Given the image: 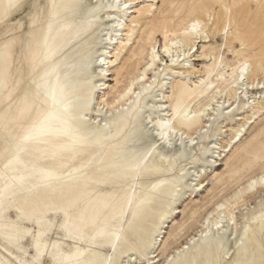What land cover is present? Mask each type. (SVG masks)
Masks as SVG:
<instances>
[{
	"label": "bare ground",
	"instance_id": "1",
	"mask_svg": "<svg viewBox=\"0 0 264 264\" xmlns=\"http://www.w3.org/2000/svg\"><path fill=\"white\" fill-rule=\"evenodd\" d=\"M174 2L175 0H162L161 6L156 7L155 1L143 6L144 8H138L135 4H139L140 0H60L61 5L56 8V23L42 39L43 46H46L45 50L51 49L53 53L49 61V65L55 69L51 83L56 87L59 77L60 86L65 87L76 103L78 96L90 97L87 108L80 115L87 128L96 133L94 142L98 144L68 151L62 148L64 138L52 135L48 138L49 143L43 145L41 150L30 148L25 151L26 155L33 154L32 150L43 152L44 148H49L51 151L45 152L55 156H58L56 152L66 151L69 158L74 157L72 160H76L73 164H79L83 168L98 154L99 148L103 147L105 151H102L101 165L121 167L125 170L127 160L134 150L138 157H142L137 161L135 177L138 172L154 170L153 174L158 175L157 184H165L168 188L178 176L177 167L184 163L179 167L183 177L179 192L174 198L175 203L179 201L178 197L184 190L193 188V195L194 192H199L209 185L207 180H204L209 169L220 165L219 161H223V155L241 141L246 128L255 123L262 114L264 87L261 85H264V68H262L264 53L258 54L260 63L257 67L245 57L232 67L227 63L222 65V60L218 56H212L211 68L206 74L196 63L187 61L185 66L181 65V62L186 60L192 50L193 54L198 52L199 43L205 44L213 40L217 50L230 47L234 41H243L245 45V33L238 29L234 13L241 16L242 25L253 26L260 18L250 17L244 8H233L228 15L229 13L221 7L222 4L244 3L246 0H196L195 4L189 6V12L180 22L183 27L179 39L176 32L169 28V23L174 20L172 11ZM117 3L120 5L119 8L116 7ZM124 4L128 7H123ZM108 5L112 6L108 7ZM207 7H219L217 23L212 29L208 27L207 18L211 13L208 12ZM182 9L181 5L175 11L181 12L184 10ZM225 17L228 21L227 35L225 28L218 27ZM193 24L199 25L198 31L192 30ZM157 34L164 40L162 46L164 56L158 48ZM89 45H95L93 55L96 59L90 73L80 74L77 67L80 53ZM124 52L128 56H123L124 60L119 66L118 61L122 59ZM231 52L234 55H241L242 51L231 50ZM199 57L207 56L202 53L195 56L194 61H198ZM165 58L171 61L170 68H166L170 71L166 74L171 76L164 84L161 82L155 84L157 75H161V65H167ZM245 64L248 66L247 70H242ZM164 70L165 68L162 71ZM230 72L232 79L223 87V82L219 83V80L228 76ZM241 75L244 77L243 80L240 79ZM109 80L114 84H109ZM167 84L170 85V91L164 92L162 88ZM224 118H231L235 126L229 124L223 126ZM149 120L150 124L147 122ZM134 131L136 135H133ZM210 136L217 138L206 143ZM53 141L59 144L52 145ZM14 143L13 138L7 139L6 144ZM135 144L146 146L144 152H138L134 148ZM152 145L156 147L153 149ZM188 161L189 163L185 164ZM189 164L192 165L188 166ZM193 168L195 170H191ZM253 180L257 179L250 180L249 189ZM20 182V178L9 176L7 184ZM142 184L143 182H140L138 185ZM223 184L220 182L219 186ZM258 185L251 191L256 190L259 193L261 189ZM132 188L134 190L137 187L133 185ZM234 202L235 204L229 205L218 203L217 212L209 214L204 219L201 230L199 229L190 238L187 245L194 244L193 241L200 238H206L204 233H219L224 239L226 228L235 221L234 218H230L233 206L238 204L237 199ZM202 208L206 207L200 206L195 210L196 213L201 214ZM20 214L25 215L24 212ZM45 218L46 215L35 218L33 223L37 224L38 230L34 231L33 227L20 228L13 222L0 221V237L5 244L0 245V253L10 259L5 247L7 246V251L10 252L13 247L6 240V235L19 232V229L24 233L22 237L27 238L28 243H34L35 236L42 245L48 246L49 251L52 244L62 246L68 255L79 250V259L82 261L103 259L107 264L109 258L113 260L114 253L118 251L119 242L112 243L110 251L100 249V252H97L91 245H82L77 239H66L68 233L62 227L64 217L57 224H53L56 218H49L46 221ZM143 220L145 221V217L141 223ZM164 223V219H160V224L154 229L155 233L152 237L155 238L154 245L157 244V238L160 239L161 234H166L163 231ZM217 224L220 225L219 228ZM51 226L64 231L60 243L55 237L47 238ZM121 229L117 238L119 241L123 236ZM164 238L162 236L158 242L163 243ZM187 245L177 248L175 253H179L182 248H188ZM18 250L17 248L11 252L12 257ZM34 252L35 248H32V253ZM158 256L157 251L151 253L147 264H160ZM16 258L19 259L17 256ZM168 262L167 260L162 264ZM129 263L130 260L126 262Z\"/></svg>",
	"mask_w": 264,
	"mask_h": 264
},
{
	"label": "rangeland",
	"instance_id": "2",
	"mask_svg": "<svg viewBox=\"0 0 264 264\" xmlns=\"http://www.w3.org/2000/svg\"><path fill=\"white\" fill-rule=\"evenodd\" d=\"M155 1L157 2L156 7H160L162 0H140V3L135 5L142 8ZM39 2L41 9L39 20L35 26L29 27L28 25L31 24L29 21L28 25L15 33L16 42L12 47L8 87L0 89V117L14 118L18 109L23 106L25 91L29 86V42L31 41L33 44L38 42L44 48L42 39L56 23V8L61 5L60 0H39ZM195 3L196 0H175L173 4L174 20L169 23V28L176 32L179 39L183 27L180 22L189 12V6ZM181 5L184 10L176 12L175 9ZM207 8L208 12L211 13V16L207 18L209 19L208 27L212 29L217 23L219 7ZM154 11L157 14V11ZM233 16H235L238 29L245 33V45H241L240 41H234L230 47L226 46L217 50L213 40L205 44L199 43L198 52L193 54L192 50L186 60L181 62V65L187 66V61H191L192 64H198L203 73L206 74L210 71L212 56H218L222 60V65L227 63L233 67L241 61L242 57H245L254 67H257L260 63L258 54L264 53V21L259 19L253 26H248L242 25L241 16L238 13H234ZM227 22L226 17L223 18L218 24L219 29L226 28ZM231 25L233 26V24ZM231 31L232 29L229 34ZM156 38L162 55L163 37L157 34ZM71 49L73 48L71 47ZM231 50H241L242 52L241 55H234ZM202 53L207 57H199L198 61L195 62V56ZM123 56L127 57L128 55L126 52L123 53L122 59L120 58L121 60L118 61L120 62L119 66L124 60ZM164 61L167 62V65H161V75H157L155 84L160 82L164 84L168 81L167 78L171 76L166 74L170 73L169 69L166 70V68H170L171 61L169 58H165ZM164 68L165 70L162 71ZM232 72L219 80V83L223 82V87L231 81ZM108 83L114 84L110 80ZM169 87L170 85L167 84L162 89L164 92H169ZM34 117L35 113L32 114V118ZM224 119L223 126L225 124L235 126L231 118ZM30 122L31 119L29 118H25L23 121V123ZM10 126L15 129L14 134H19V122L13 120ZM8 138L12 137L5 138L4 130L0 127V187L11 185L13 188V192L3 202H0V221L13 222L16 227L20 228L33 227V231L38 230L37 224L33 223L36 217L46 215L45 221L49 218H56L53 224H57L64 217V209L68 207L69 202H72L77 212L74 220L78 224H82V236L77 241H81L82 245H91L97 252H100V249L110 251L112 243L119 242L118 251L113 255V260L118 264H126L128 260H130L129 264H147L149 255L154 251H157L159 255L160 264L167 260L169 262L166 264H191V262L204 259L202 241L206 238H200L195 241V244L188 246L187 243L190 238L199 229L201 230L202 223L209 214L217 212L218 203L235 204L234 201L237 199L238 204L233 206V213L230 216L235 221H232L233 225L226 228L225 246L230 250L235 242L232 238L237 234L242 235L245 227L249 229L254 246L257 248L259 246L260 226L253 222L252 217L259 215L260 192L251 191L249 182L252 178L258 179L260 174L264 172V163L257 159L264 152V114H261L255 123L246 128L241 141L230 152L223 155L224 159L219 161L220 165L209 169L207 176L204 177L209 185L199 192H194L193 195V188L184 190L183 192H188L185 194L182 192L178 197L179 201L173 202L171 209L162 218L159 215L163 211L161 200L159 196H152L153 185H157L156 181L158 180V175L153 174L154 170L138 172L135 179L131 178V174L128 179H121L120 177L125 171L123 168L101 165L100 158L103 155L102 151H105L103 147L99 148L98 154L92 157L91 161L83 168L79 164H73L76 160H72L74 157L69 158L66 151L56 152L58 156L49 155L45 152L51 151L49 148H44L43 152L32 150L33 154L30 155L21 152L18 160L9 164L8 159L14 144H6ZM216 138V136H210L206 143L214 141ZM51 144L58 145L59 142L53 141ZM97 144V142H93L85 147L97 146ZM134 148L138 152H144L146 146L135 144ZM6 165L8 166L6 167ZM72 165L73 168H71ZM41 170H55L61 179L45 182L41 178ZM69 173L74 179L69 180ZM9 176L20 178L21 182L19 184H7ZM140 182H143L141 186L138 185ZM220 182L224 183L223 186H219ZM133 185L137 187L134 190H132ZM159 185L161 190L168 189L165 184ZM258 188L261 189L260 185ZM200 206L206 208H202L201 214H197L195 210ZM41 208L44 209V213L38 215ZM21 212H24L25 215L22 216ZM143 217H145V221L143 220L141 223ZM160 219L165 221V226L162 225V227H165L163 231L166 234H161L160 239L162 236L165 237L163 243L158 242L160 239L157 238V244L154 245L155 238L152 237L155 233V227L160 224ZM122 227L124 228L121 229ZM120 229L123 236L122 240L119 241L117 238ZM19 233L21 236L24 235L21 229H19ZM47 234H49L48 239L55 237L59 239L60 243L64 231L61 228L51 226V231ZM149 237H151V242L148 247H145L143 241ZM26 240L27 238H23L20 243L23 247L28 248L30 243ZM0 245H5L1 237ZM184 245H187L188 248H182L176 254L177 248L184 247ZM11 250L13 252L14 249ZM16 256L17 252L14 253V257ZM0 260L8 261L1 253Z\"/></svg>",
	"mask_w": 264,
	"mask_h": 264
},
{
	"label": "snow or ice",
	"instance_id": "3",
	"mask_svg": "<svg viewBox=\"0 0 264 264\" xmlns=\"http://www.w3.org/2000/svg\"><path fill=\"white\" fill-rule=\"evenodd\" d=\"M111 6L108 5V7ZM116 7H120L119 3L116 4ZM123 7L127 8L128 5L124 4ZM221 7L229 15L233 8H244L250 17H259L264 21V0H246L244 3L222 4ZM40 9L39 0H0V89L8 87L12 47L16 42L14 39L15 33L28 25L29 21H31V24L28 26L34 27L39 20ZM198 29V24L192 25L193 31H198ZM224 31L227 35L228 28L226 27ZM29 35L32 34L29 33ZM242 44L243 41H241ZM94 47L95 45H89L80 53V60L77 65L80 74L90 73L92 64L96 59L93 55ZM45 49L46 46L42 48L38 42L35 44L29 42V86L25 91L24 104L18 109L14 118L0 117V127L4 130L5 138L11 136L15 141L11 156L8 159L9 164L14 160H18L19 153L28 151L30 148L41 150L43 145L49 143L48 138L52 135L63 137L62 148L68 151H75L80 147L93 143L96 139V133L87 128L80 115L87 108L90 97L81 95L77 97L78 103L74 102L65 87L60 86L59 77H57V86H52L51 77L55 69L49 65V61L53 53L51 49ZM165 51H167V48H165ZM247 67V64H245L242 70H247ZM262 68H264V64H262ZM240 79H244L243 75L240 76ZM261 87H264V85H261ZM33 113H35L34 118H32ZM261 113L264 114V108H261ZM25 118L31 119V122L23 123ZM13 120L19 122V134H14L15 129L10 126ZM147 122L150 124L151 121ZM133 135H136L135 131ZM155 147V145H152L153 149ZM140 158L142 157H138L133 150L127 160V167L121 175V179H128L130 174L131 178L135 179L134 172L138 167L137 161ZM257 159L264 163V152ZM177 163L179 164V161ZM177 172L178 176L174 179V182L170 183L168 189L161 190L159 184L153 185L152 196H159L163 208V211L159 213L161 218L171 209L174 198L179 192L183 173L179 171V168H177ZM41 178L45 182L61 179L55 170H41ZM68 178L69 180L74 179L71 173L68 174ZM257 184L261 188L259 196L260 210L259 215L254 216L253 222L260 226L258 248L254 246L247 227L244 228L242 235L237 234L232 238L237 242L230 250L225 246L226 242L219 233H204L206 237L202 241L204 259L191 262V264H264V172L260 174L257 180L251 182L250 190L254 189ZM12 192L11 185L0 187V202H3ZM43 213L44 209L41 208L38 215H43ZM76 216L77 212L74 204L69 202L68 207L64 209V223L62 225L65 232L68 233L66 239H79L82 236V224H78L74 220ZM219 227L220 225L217 224V228ZM21 239L23 237L19 232L6 235V240L12 245L13 249H19L17 251L19 259L12 257V253L7 251L6 246L5 251L10 259L8 261L0 260V264H106L103 259L82 261L79 259V250L68 255L62 246L56 244H52L49 251L48 246L42 245L35 236L33 237L34 243L25 248L19 243ZM150 242L151 237L144 240L143 244L148 247ZM193 243L195 244V241ZM228 243L230 244V241ZM32 248H35L34 253H32ZM107 264H118V262L109 258Z\"/></svg>",
	"mask_w": 264,
	"mask_h": 264
}]
</instances>
